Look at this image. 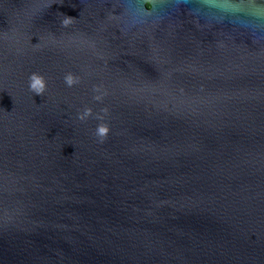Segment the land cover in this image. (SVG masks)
<instances>
[{"label": "water", "instance_id": "obj_1", "mask_svg": "<svg viewBox=\"0 0 264 264\" xmlns=\"http://www.w3.org/2000/svg\"><path fill=\"white\" fill-rule=\"evenodd\" d=\"M0 264H264V0H0Z\"/></svg>", "mask_w": 264, "mask_h": 264}, {"label": "clouds", "instance_id": "obj_2", "mask_svg": "<svg viewBox=\"0 0 264 264\" xmlns=\"http://www.w3.org/2000/svg\"><path fill=\"white\" fill-rule=\"evenodd\" d=\"M64 81L68 87H72L73 85L78 84L80 82L79 77H76L71 73H68L65 75ZM46 87H47V83H46V80L44 79L43 76L38 75L36 73H32L29 76V89L35 95H41L42 96L46 90ZM94 90L98 91V89H94ZM93 98L96 101H101L103 99V96L102 95H95ZM107 112H108L107 108H102L100 113L96 114L95 118L98 119L99 121H103L104 117H105V115H103V114H107ZM92 115H93L92 108L85 107L82 112H79L77 114V118L80 121H86ZM108 132H109V127L107 126V124L99 123L96 127V133L95 134L99 138L100 142L102 143L107 138Z\"/></svg>", "mask_w": 264, "mask_h": 264}, {"label": "trees", "instance_id": "obj_3", "mask_svg": "<svg viewBox=\"0 0 264 264\" xmlns=\"http://www.w3.org/2000/svg\"><path fill=\"white\" fill-rule=\"evenodd\" d=\"M147 6H149V4H147Z\"/></svg>", "mask_w": 264, "mask_h": 264}]
</instances>
